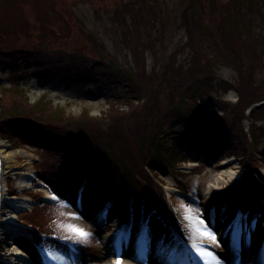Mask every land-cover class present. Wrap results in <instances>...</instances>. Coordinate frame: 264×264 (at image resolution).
<instances>
[{"label":"rangeland","instance_id":"374dc122","mask_svg":"<svg viewBox=\"0 0 264 264\" xmlns=\"http://www.w3.org/2000/svg\"><path fill=\"white\" fill-rule=\"evenodd\" d=\"M202 1L204 11H209V0ZM213 1L218 5L219 21L226 42L235 51V65L221 53L218 34L209 35V29H205L198 40H191L187 15L189 17L188 10L191 7L198 5V0H0V102L4 97V88L12 87L15 82L14 74H21L19 87L26 89L22 91L29 105L40 100L49 101L51 109L62 108L66 117H70L66 122H57L58 130L50 129V146H16L8 141L5 134L0 133V138L12 150L25 152L17 153L14 159L18 165L6 175L9 193L24 195L34 201L32 206L17 213V217L27 224L21 232L30 236L33 230L39 233L38 228L43 226L59 233L60 237L62 233L70 237L76 234L72 226L83 228L91 234L95 230L103 231L100 237L94 234L95 237L79 242L82 243L83 255L76 253L70 244L58 240L53 234L46 236L45 231L40 232L45 235L40 237L44 238L49 248L43 251L46 259L42 263L27 259L26 264H116L118 257L121 264H153L154 260L159 264L156 250L161 247L160 238L154 240L153 235L142 229L139 230V238H135L140 242L137 249L126 243V238L137 223L136 214H132L130 220L129 206L119 221L112 222L108 220L109 211L102 208L104 204L106 207L108 197L121 188L118 169L111 174L115 183L114 187L107 188L111 193L101 195L99 191L103 192V188H97L93 182L89 189L95 191L94 198L87 197L80 201L66 194L67 198L60 203L50 201L49 198L54 197L47 195L49 190L36 170L40 168L41 174L59 182H74V192L85 194L82 184H77L81 177L67 173L68 166L72 168L75 164L71 161L74 144L85 135L88 136L92 126L99 129L103 137H106V133L112 136L116 120L122 117L134 130L133 148H137L142 141L140 132H143L146 136V149L150 151L153 143L165 149L166 154L180 160L175 170L161 176L163 182L156 183L163 185L168 202L182 218L187 231L190 226L184 217L185 208L182 207L188 205L184 204L185 200H197L198 195L204 201L212 197L204 202L200 215L215 230L222 258L227 256V264H238L234 254L229 251L236 239L243 249L239 264H264V255L261 256L264 252V199L257 218L252 219L254 225L250 218L260 204L254 198L251 199L250 212L243 211V215H237L233 220V213L243 210L245 184L238 179L244 176L243 156L247 153L250 139L241 136V127H248V121L242 122L240 115H232L230 112L238 97L236 88L238 91L244 90L241 76L245 81L250 80L245 87L248 89L249 100L264 98V0ZM209 15L211 13L201 17L206 19ZM193 16L199 19L198 15ZM134 45L139 49L138 63H135L133 57ZM18 50L27 51L28 56L21 58L18 57L19 53H15V60L10 59L9 56ZM224 52L227 55L231 51L224 48ZM8 62L16 66L7 67ZM38 62L48 67H64L66 63L76 62L73 78L68 82L58 74L41 79L37 73ZM198 62L209 72L208 78L199 86V97L193 93L192 85L183 82ZM239 65L242 66L241 75ZM89 68L98 79L93 82L80 81ZM47 90L50 94L40 96ZM174 97L176 101L182 98L189 104L195 103L187 112L194 113L200 124L207 119L212 124L210 133L224 135L219 155L202 157L197 154L195 157L199 161H193L178 143L171 141V124L180 125L185 121V111L174 102ZM145 105L147 119L144 116ZM132 110H136V116H140L125 118ZM162 116L167 117L163 125L153 124L156 118L158 121ZM255 118H258L260 126L255 130V135L250 131L249 134L251 138L259 137L252 150L260 163L259 172L264 182V108L255 114ZM69 131L70 134L66 135L65 132ZM127 147L130 152L138 154L131 150L128 143ZM144 157L146 159L150 155L144 152ZM113 161L118 164L115 159ZM229 171L233 173H225ZM27 172L34 177L31 183L23 185L21 181ZM254 172L255 175L258 173ZM92 178L96 182L100 181L98 172ZM9 188L15 191L10 192ZM180 189L188 193L184 194ZM139 190H145L143 184ZM255 190L254 185L252 192ZM238 192L241 195L237 209L216 212L219 201L232 202L235 200L234 194ZM150 196L148 190L147 194L140 192L137 200L143 203ZM115 201L121 204L127 201V197ZM109 202L107 207L112 209L111 200ZM9 211L8 207L3 208V220ZM137 214L142 223L148 217L143 208L138 209ZM124 217L126 221L122 223ZM32 221L37 222L38 227ZM246 224L248 230L243 227L239 231V227ZM6 231V226L1 224L0 264H6L11 258L13 239L26 248L29 246L23 238L8 236ZM159 235L162 239V234ZM225 235L228 239L222 240ZM178 240L182 242V248H185L186 241L179 237ZM205 240L216 244L210 238L203 239V242ZM142 251L150 254L152 259H141ZM171 251L167 252V258L162 264H179L174 261ZM130 254H134V258Z\"/></svg>","mask_w":264,"mask_h":264},{"label":"trees","instance_id":"16d2710c","mask_svg":"<svg viewBox=\"0 0 264 264\" xmlns=\"http://www.w3.org/2000/svg\"><path fill=\"white\" fill-rule=\"evenodd\" d=\"M213 2V0L208 1L210 9L207 12L204 11L202 0H198V5L191 7L188 10L189 17L187 15V22L190 23L191 27V40H198L200 35L204 33L205 29H209V35L218 34L221 41L220 42L218 40L221 53L229 59V62L231 64L235 65V51L231 49L229 44L226 42V39L223 35V27L220 25L219 21L220 14L217 8L218 5L216 6ZM209 13H211V15H209L206 19L201 17ZM193 15H198L199 19H195ZM146 22L147 20H145V23ZM132 48L134 53L133 57H135V63H138L139 49L136 45L132 46ZM224 48L228 51L230 50L231 52L225 55ZM15 53H19L18 57L25 58L28 56L27 51L18 50L10 55L9 58L15 60ZM76 62L66 63V66L64 67H57L55 65H51L48 67L45 66V64H40L38 62L39 68L37 73L40 75L41 79H47V76H55L61 74L69 82L73 78ZM13 66H16V64H14L13 62L7 63V67ZM239 66L240 67H238V70L241 75L242 66ZM123 73L128 75L124 70ZM208 75L209 72L207 68L202 63L198 62L193 72L189 76H186L187 78L183 79V82L192 85L194 90L193 93L197 95V97H199V86L208 78ZM14 77L15 82L12 85L13 88H4V97L0 102V133L5 134L8 141L13 142L16 146L33 144L37 147H45L52 145V142L49 138V132L52 131L50 129L58 130L59 127L57 126V122H66L67 119H70V117H66L62 108L51 109L52 106L49 101L45 102V100H40L38 101V103L29 105L27 103V97L24 96V93L22 91L25 88L22 86V88L19 87L18 83V79L22 78V75L14 74ZM96 79H98V77L95 75L94 71L89 68L85 71V77L81 78L80 81L88 80L93 82L96 81ZM241 79L243 82L244 90L238 91V89L236 88L238 99L232 104L230 112L232 113V115H240L242 122H249L248 128L246 126L241 127V136L245 139H250L249 144L246 147L247 153L243 156V159H245L243 161V164H245L244 166H246L248 171L242 177V179L244 180V182L246 181L244 187L246 189L248 198H254V201H259L260 197L264 195V182L262 180L263 176L259 172L261 168L260 163L256 159L255 154L252 150V148L256 146L257 142L259 141V137L253 136L251 138L249 133L253 132V134L255 135V130H257L260 126L258 118H255V114H257L264 108V103L259 105H256V103L264 101V98H258L259 100L257 101L249 100L248 89H245V87L249 84L250 80L247 79V82L242 76ZM174 102L180 105L183 111H185V121L180 125H176L174 123L171 124L173 126L172 134L169 136L171 138V141H174L176 144L178 143L179 146L185 150L183 151L187 153V155H189L190 157L193 156V159H197L196 157H194L197 154H202V156H213L214 154L219 155L221 151L220 144L224 140V135H217L214 132L210 133L212 124L208 122L207 119L204 123L200 124L195 119L194 113L187 112L192 109V105H194L195 103L189 104L185 99L182 98L176 101V97H174ZM176 104H174L173 107H175ZM47 105L48 107L46 108ZM250 108L252 109L249 113L248 110ZM84 116L88 115L84 114ZM139 116H136V110H132V112L126 114L125 118H134ZM144 116L147 119L146 105L144 107ZM88 117L90 118V116ZM95 118L98 119L97 117ZM156 120H154L153 124L161 126L163 125V123H165L167 117H159L158 121L160 122ZM116 122V127L113 126L112 136L106 133V137H103L102 132L92 126L88 136L85 135L83 138H80L82 140H79L78 142L76 141V143L74 144V154L71 160L74 161L75 164L72 168H70V165L68 166L67 173L71 175L74 174V176H76L77 178L81 177V179L86 180V182L88 181V190L85 196L94 197L95 191H90V185L94 182L93 184L97 188H103V195L108 194L109 192L107 188L115 186L111 174L114 170L118 169L121 188H118L115 194H117L119 198L127 196L129 198V202L134 207H140V203L137 202V199L140 197V192L143 193V191L139 190V186H142L143 184L144 187L148 188V190L150 191L151 196L148 199L145 210L147 211V213L149 212L150 217L148 220V229L151 234L158 231H165L164 233H166L167 235L169 233L182 232V224H180L177 212L168 202L163 187L161 185L159 186L156 183V181L163 182L161 175L166 176L171 171L175 170L176 167H178V162H180V160H178V158L172 156L171 154H166L167 152H165V149L160 148L153 143L150 145V151L146 149V136L143 132H140L142 141L139 143L137 148H133L131 145L135 139L133 128H131L129 124L125 123L124 117L117 119ZM65 134L69 135L70 131L65 132ZM127 143L129 144V146H131L132 151L138 153L137 155L130 152L127 147ZM206 147L208 148V150L205 149ZM144 152H147L150 157L145 159ZM127 158L130 160V162L127 160ZM113 159L117 161L118 166L113 161ZM36 170L40 173V178H42L46 186L51 191H54L58 194V203L63 201L65 192L67 190H72L75 186L74 182H72L71 184L70 182H67L65 180L59 182L53 177L41 174L40 168ZM254 171L258 173L255 175ZM96 172H98L99 174V182H96L92 178V175L96 174ZM179 183L180 185H182V180H180ZM254 185L256 186V190L255 192H252V187ZM94 190L97 191V189ZM9 191L13 192L15 190L9 188ZM100 192L102 191L100 190ZM239 195L240 194H238L236 198H238ZM115 207H118V204H115ZM155 214H157V218L154 220L153 217ZM32 223L36 224V227H38L37 222L32 221ZM38 231H45L46 235L53 234L58 239L72 244L74 249L78 251L82 250V246L81 249L79 247L80 241L67 239L66 237L70 236L64 233H62V237H60L58 235L59 233L47 228L46 226L39 227ZM35 237L40 241L41 244L47 246V243L44 242V238L40 237L39 233H36ZM90 238L91 235H89L86 239ZM25 242H27V244L29 245L27 249L31 252L32 257L34 259H40L35 247L38 243H33L27 238H25ZM76 244L77 247L75 246Z\"/></svg>","mask_w":264,"mask_h":264},{"label":"snow or ice","instance_id":"6c2138e0","mask_svg":"<svg viewBox=\"0 0 264 264\" xmlns=\"http://www.w3.org/2000/svg\"><path fill=\"white\" fill-rule=\"evenodd\" d=\"M185 208L184 217L189 222V226L193 232V239L191 241L192 247L197 251L201 259L204 260V264H227V256L222 258L216 251L204 246L203 239L210 238L212 241L219 245V239L215 230L209 227L208 221L206 218L201 217L200 209L193 208L191 205H182ZM243 210L233 213V220L237 215H243ZM255 222H253L254 224ZM72 230L75 235L71 237H66L67 239L84 241L90 235L85 229L78 226H72ZM199 241V242H198ZM231 253L234 254L235 259L238 264L242 259L243 249L241 248L239 242L234 239L231 248L229 249ZM251 249H249V252ZM264 255V252L261 253ZM49 256L52 255L51 252L48 253ZM156 255L160 258L159 264H162L163 260L167 258L166 250L163 247H160L156 250ZM141 259H152V256L147 252H141ZM116 264H121L120 258H117ZM153 264H158L157 261H153Z\"/></svg>","mask_w":264,"mask_h":264},{"label":"bare ground","instance_id":"6f19581e","mask_svg":"<svg viewBox=\"0 0 264 264\" xmlns=\"http://www.w3.org/2000/svg\"><path fill=\"white\" fill-rule=\"evenodd\" d=\"M19 151L20 150H12L10 148L9 144L0 138V159H1V163H2V166H1L2 167L1 184H2V192L4 193V196H5L4 207L6 206L10 209L9 213L6 215V218H4V220L2 219V215H1V217H0V228H1V224H3V222L6 224L7 227L12 226V225H14L16 227H18L19 225L24 226V227L27 226V224H25L24 222L18 221L16 216H17V212L20 210V208H24V207H27L29 205V201L31 199L28 198L27 196H24V195L10 196L5 192L6 186H7L6 175L10 171V169H12L16 165H18L16 163V160L14 159V157L17 155V153ZM20 153L25 154L24 151H20ZM225 173L228 175H231L233 172L229 171V172H225ZM33 177H34V175L32 173L27 172V173H25L24 179L21 182H24L23 185H27V184L31 183ZM47 193H48L47 195H49L51 197H56V195L52 192L47 191ZM6 201L8 202L7 204H6ZM1 211H3V209H1ZM17 236L18 237H27L22 232L18 233ZM135 242L136 241L134 239L133 243H135ZM203 244H204V246L210 248V245L208 242H203ZM12 245H13V247L10 251L11 258H9V261H6V264H13L15 260H18L17 264H26V261L23 258L26 256V254L24 253V250L19 245H17L16 242H13ZM263 250L264 249H262V251ZM130 256H131V258H134L133 257L134 254H130ZM261 256H262V254H261ZM191 257L194 258L193 264H204V260L201 259V257L199 256V254L197 253V251L194 248H193V254L191 255ZM164 264H166V263H164Z\"/></svg>","mask_w":264,"mask_h":264},{"label":"water","instance_id":"95a60500","mask_svg":"<svg viewBox=\"0 0 264 264\" xmlns=\"http://www.w3.org/2000/svg\"><path fill=\"white\" fill-rule=\"evenodd\" d=\"M2 163H1V159H0V217H1V215H2V211H1V209H3V207H4V204H5V200H4V198H5V196H4V193L2 192V184H1V171H2ZM8 202L6 201V204H7ZM34 202H32L31 204H33Z\"/></svg>","mask_w":264,"mask_h":264}]
</instances>
